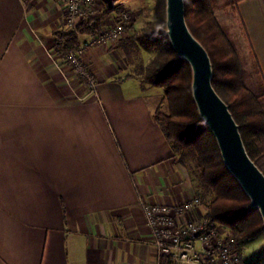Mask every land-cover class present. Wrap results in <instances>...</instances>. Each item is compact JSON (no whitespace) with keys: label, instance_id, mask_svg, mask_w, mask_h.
<instances>
[{"label":"crops","instance_id":"1","mask_svg":"<svg viewBox=\"0 0 264 264\" xmlns=\"http://www.w3.org/2000/svg\"><path fill=\"white\" fill-rule=\"evenodd\" d=\"M236 7L264 77V0ZM63 17V0H0V264H158L138 197L191 198L190 174L114 43L82 56L96 93H72L46 52Z\"/></svg>","mask_w":264,"mask_h":264},{"label":"trees","instance_id":"2","mask_svg":"<svg viewBox=\"0 0 264 264\" xmlns=\"http://www.w3.org/2000/svg\"><path fill=\"white\" fill-rule=\"evenodd\" d=\"M218 1L184 0L185 19L210 56L212 85L227 103L239 125L248 154L254 160L253 152L258 153L264 141V77L238 13L237 0H223V5L231 7L238 18L251 61L241 57L234 41L215 16L214 8ZM96 2L101 7L96 15L87 16L71 30L62 27L52 32V48L58 60L65 62L66 55L79 45L80 35L99 33L105 20L116 12L112 0ZM164 7L165 0H155L153 25L140 32L129 33L117 40L114 46L120 48L130 62L138 55L140 47L154 52L135 74L141 75L142 82L162 87L168 109L167 112L152 113V117L177 154L178 161L188 169L195 194L205 210L204 216L233 232L236 249L242 255L241 245L264 232L262 221L257 210L248 207V198L223 165L212 133L197 115L191 98L190 68L177 58L164 32ZM87 70L94 78L88 67ZM81 81L85 82L84 79ZM85 88L89 90V87ZM160 264L174 263L162 256ZM242 264L256 263L242 257Z\"/></svg>","mask_w":264,"mask_h":264},{"label":"built area","instance_id":"3","mask_svg":"<svg viewBox=\"0 0 264 264\" xmlns=\"http://www.w3.org/2000/svg\"><path fill=\"white\" fill-rule=\"evenodd\" d=\"M112 5L116 12L105 20L102 30L95 35H80L79 45L66 55L65 62L58 63L54 50H46L64 82L80 99L96 93V81L82 60L86 48L105 41L113 44L124 37L125 30L133 24L132 13L120 0H112ZM63 7V25L68 30L87 16L96 15L101 8L96 0H63ZM76 85L84 89L89 87V92L76 93ZM199 205L196 195L174 204L150 202L142 196L138 197V206L150 230L158 264L162 256L168 257L174 264H242L233 232L205 217ZM193 210H197V214L189 216Z\"/></svg>","mask_w":264,"mask_h":264},{"label":"water","instance_id":"4","mask_svg":"<svg viewBox=\"0 0 264 264\" xmlns=\"http://www.w3.org/2000/svg\"><path fill=\"white\" fill-rule=\"evenodd\" d=\"M164 15V32L177 58L190 68L197 115L212 133L223 165L248 198V207L257 210L264 228V172L249 156L238 123L212 85V61L186 22L184 0H165Z\"/></svg>","mask_w":264,"mask_h":264},{"label":"rangeland","instance_id":"5","mask_svg":"<svg viewBox=\"0 0 264 264\" xmlns=\"http://www.w3.org/2000/svg\"><path fill=\"white\" fill-rule=\"evenodd\" d=\"M120 1L123 3V6L128 11H130V13H132V23L133 24L127 28L126 32L124 33V37H126L129 33L133 34L136 32H140L153 25L154 23L153 7H154L155 0H120ZM223 2H224L223 0H219L217 4L215 5V8H214L215 16L217 17L218 21L222 24V26L225 28L228 35L234 41V44L238 48V51L241 57H243L244 60L249 59L251 61L247 42L243 35V31L240 26L239 20L236 14L234 13V11L232 10V8L229 6L223 5ZM115 43L116 42H114V44ZM96 45L98 44H94L92 46H96ZM92 46H88V47H92ZM142 49L143 50L141 51V54H138L139 62H141V60H143L144 62V59H147V60L149 58L151 59L154 52L144 47H142ZM120 51L122 54H124L121 49ZM133 58H136V57H133ZM58 63L62 64L63 63L62 59H60ZM132 63H135L134 65L135 72L136 70L139 71V66L136 63V59L135 61L133 59ZM245 67L247 69L249 67L248 64L245 65ZM141 79L142 78L140 75L141 84H144L148 87V90L145 93V95H147L148 104L152 108L153 113H157L159 111L167 112L168 106H167L166 100L163 99L162 87L151 86L145 81L142 82ZM80 86H77L76 89L73 88L76 93L83 94L84 92H89V90L86 91V88H85V91L78 90L82 88ZM253 158L255 162L264 170V141L261 142L259 152L256 154H254L253 152ZM199 206H200L199 207L200 212L204 214L205 210L202 208L201 203ZM241 248H242V257L245 260H247L248 262L256 263V264H264V232L260 233L254 239L248 240L245 243H243L241 245Z\"/></svg>","mask_w":264,"mask_h":264}]
</instances>
